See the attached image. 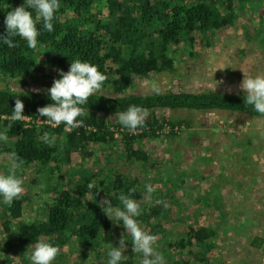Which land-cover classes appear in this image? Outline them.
Segmentation results:
<instances>
[{
    "label": "trees",
    "instance_id": "1",
    "mask_svg": "<svg viewBox=\"0 0 264 264\" xmlns=\"http://www.w3.org/2000/svg\"><path fill=\"white\" fill-rule=\"evenodd\" d=\"M249 2L264 4V0H60L61 8L53 21L54 31L48 33L42 24L37 25L41 35L36 50L29 49L26 41L19 37L14 38L17 44L14 48L0 41V77L30 78L50 88L54 79L62 78L57 69L67 72L70 63L79 58L96 65L107 76L103 89L114 95L108 97L98 92L92 96L82 105L86 115L78 118L84 121V126L66 132L63 124L56 128L49 126L45 123L46 117L37 111L53 103L47 91L0 89V131L12 123L7 133L9 142L0 141V155L15 153L22 159V175L36 166L38 179L56 181V186L48 189L50 192L39 206L42 214L39 211L37 218L26 220L34 205L30 196L14 200L11 207L4 205L0 197L4 249L14 250L21 259L20 263L9 259V264H30L28 257L39 240L59 246L61 251L56 259L62 261L60 264L68 259L67 249L83 263L93 253L101 264L108 260L107 244L119 247L122 235L130 251L123 253L126 258L121 264H140L142 256L132 251L131 237L122 222L117 221L120 227L114 229L116 221L109 220L99 206V202L108 199L114 206L122 207L118 195L127 194L132 188L136 189L133 198L142 209L137 219L150 234L162 238L157 243V251L168 258L166 264L210 263L209 255L219 236L217 228L200 224L195 227L173 217L171 210L161 204L154 207L143 204L146 189L141 177L127 176L126 169L137 165L139 172L147 175L151 154L146 144L162 138L167 127L171 128V136L184 127H191L188 120L161 119V112H225L257 119L264 116L244 103V92L237 95L216 91L166 92L149 96L128 95V92L138 80L175 73L184 44L188 45L192 56L199 45L213 47L214 38L243 16ZM24 3L25 0H0V35H6L7 12ZM260 16L264 21V10ZM17 98L24 103L23 114L29 119L11 122L7 117L11 116ZM130 105L147 108L150 112L146 126L137 134L123 128L116 117L117 112ZM44 133L55 136L54 146L49 147L42 140ZM115 147L123 151L125 157L124 170L119 174H108L95 166L86 167L90 158L99 161L97 151ZM76 154L82 162L79 170L73 168ZM62 167L69 168L68 175L62 174ZM3 170L8 171L6 167ZM67 176L70 177L68 182ZM92 181L98 189L91 191L87 185ZM181 183L184 184V180L181 179ZM158 200L161 199L158 197ZM176 221L183 222L185 227L170 239L166 225ZM114 230L116 235L112 234ZM159 243L165 248L159 250ZM186 254L193 260H187Z\"/></svg>",
    "mask_w": 264,
    "mask_h": 264
},
{
    "label": "rangeland",
    "instance_id": "2",
    "mask_svg": "<svg viewBox=\"0 0 264 264\" xmlns=\"http://www.w3.org/2000/svg\"><path fill=\"white\" fill-rule=\"evenodd\" d=\"M245 6L243 16L214 38L213 47L199 45L192 56L188 45L184 44L175 73L138 80L128 95H154L150 90L152 82L158 84L160 93H202L214 91L216 85L215 91L219 93H243L239 85L244 74L253 77L264 74V21L260 16L264 4L249 2ZM6 88L16 92L49 89L30 78L0 77V89ZM99 93L114 97L110 90L102 89ZM159 116L167 120H188L191 127H184L173 136L171 128L167 127L162 138L146 144L151 154L147 175L140 173L137 165L127 167V176L138 175L144 188L150 184L155 189L152 199L143 200V204L154 207L159 197L169 204L172 216L180 221L195 227L200 224L217 228L219 236L209 255V264H264V119L225 112H161ZM97 153L99 161L88 159L87 168L95 166L112 175L124 170L123 151L115 147ZM9 163V155H0V173H7L3 167L8 170ZM81 164L80 155H74L73 168L79 170ZM23 170L17 169L24 180L23 196H30L34 201L26 215L29 220L38 217L39 206L44 203L48 189L56 186V181L38 179L36 166L25 170L24 175ZM60 170L63 175L69 174V168ZM68 179L69 176L67 182ZM2 214L0 204V216ZM183 222L166 225L170 239L185 227ZM116 223L114 229H119ZM3 231L1 225L0 264H9V259L20 263L14 250L4 249ZM159 240L162 238L158 237L157 243ZM163 248L165 246L160 244L159 250ZM125 251L129 252L130 248L126 247ZM90 255L83 263L67 249L68 259L64 264H98L95 254ZM185 257L193 260L188 254ZM165 259L167 263L168 258ZM57 260L53 264L62 262ZM101 264H107L106 260Z\"/></svg>",
    "mask_w": 264,
    "mask_h": 264
},
{
    "label": "clouds",
    "instance_id": "3",
    "mask_svg": "<svg viewBox=\"0 0 264 264\" xmlns=\"http://www.w3.org/2000/svg\"><path fill=\"white\" fill-rule=\"evenodd\" d=\"M60 8V0H25L23 5L7 12L4 20L6 35H0V41L9 48H14L17 47V44L13 42L14 38L19 37L26 41L29 49L36 50L38 37L41 35L37 25L42 24L46 32L52 33L54 31L53 21ZM28 9H32V11ZM57 71L62 78L54 79L52 86L47 89V94L53 103L39 107L37 111L40 116L46 117L45 123L52 128L63 124L64 130L71 132L84 126V121L78 119L86 115L82 105L87 104L92 96L102 91L107 76L96 65L79 58L70 63V69L67 72L60 69ZM239 87L245 94L244 103L247 106H253L254 111L264 116V74L254 77L244 74V79ZM150 90L157 95L160 94V87L155 82L151 83ZM32 91L39 93L40 89H32ZM228 91L231 92V88ZM24 108V103L17 98L13 112L7 119L11 122L29 119V116L23 114ZM88 115H90L89 112ZM149 116L150 112L147 108L137 105H130L126 110L116 113L119 124L132 134H137L139 129L146 126ZM11 127L12 123H9L3 131H0V141L5 144L9 142L7 133ZM42 140L49 147L54 146L56 142L55 136L50 133H44ZM9 161L7 173H0V197H2L4 205L11 207L14 200L21 198L25 191L24 180L17 174V169L23 166L24 161L15 153L9 155ZM87 188L91 191L97 188L96 182H90ZM145 188L144 198L150 201L155 189L150 184H146ZM135 192L136 189L132 188L127 194L121 192L118 195L117 199L122 207L114 206L112 200L108 199L99 202V206L109 220L122 222L131 237L132 251L142 256L140 264H165L163 254L157 251L158 237L150 234L137 219L142 214V209L140 203L133 198ZM157 203L163 205L164 208L169 207L165 201L158 200ZM107 249V264H121V261L126 258L123 254L126 250L124 236L122 235L119 239V247H113L108 243ZM60 251L59 246L39 240L32 247L28 258L30 264H53Z\"/></svg>",
    "mask_w": 264,
    "mask_h": 264
}]
</instances>
